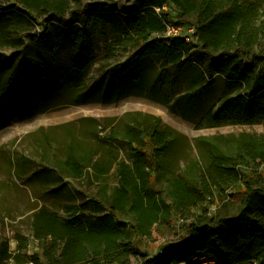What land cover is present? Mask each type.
<instances>
[{
  "label": "trees",
  "instance_id": "obj_1",
  "mask_svg": "<svg viewBox=\"0 0 264 264\" xmlns=\"http://www.w3.org/2000/svg\"><path fill=\"white\" fill-rule=\"evenodd\" d=\"M167 4L194 23V42L164 36L169 14L155 9ZM95 35L103 39L105 63L87 86ZM263 59L264 0H0V131L42 114L58 90L79 91L75 105L138 95L189 123L264 126V71L255 70ZM179 142L155 118L126 126L118 143L130 150L127 161L95 163L69 150L55 173L35 172L49 181L56 209H36L30 235L14 236V250L0 241V264H197L202 255L264 264L257 213L264 190L256 186L264 177L255 169L264 165V134L214 137L206 166L195 163L159 183ZM93 181L96 192L88 191ZM229 191L244 196L234 214L196 216L183 225L185 237L157 254L139 250L136 240L149 238L170 210L187 219L204 203L223 207ZM256 236L262 244L252 258Z\"/></svg>",
  "mask_w": 264,
  "mask_h": 264
},
{
  "label": "rangeland",
  "instance_id": "obj_2",
  "mask_svg": "<svg viewBox=\"0 0 264 264\" xmlns=\"http://www.w3.org/2000/svg\"><path fill=\"white\" fill-rule=\"evenodd\" d=\"M91 1L116 3L119 6L123 2ZM165 13L169 14L172 23L185 26L186 31L193 28L195 33L194 23L182 22L171 5H166ZM190 42H194V38ZM95 45L97 60L88 69L87 86L97 80L104 69V43L98 35H95ZM125 56L122 52L118 53V62H124ZM255 62V70L263 72L264 59ZM78 94L79 91L58 90V95L55 94L54 101L42 114L16 121L0 131V241H9L12 250L16 246L14 236L30 235L31 218L36 209L41 206L56 209V205L48 199L47 192L51 188L49 181L39 179L35 172L48 170L55 173L56 167L66 159L69 150L78 154L87 153L95 163L110 164L116 159L126 160L130 150L124 143H118L126 126H142L145 122L160 118L162 126L172 130L180 138L176 153L167 158L170 172L165 171L164 177H160L159 183H163L164 179L171 177V172L180 173L195 163L206 166L207 151L212 147L214 137L241 132L264 134V126L261 124L235 125L228 122L210 128L206 123H189L144 96L132 95L115 104H94L90 100L91 102L75 105V96ZM255 169L264 177V165ZM258 180L256 186H262L264 190V179ZM108 181L113 182V176ZM92 184L88 191L96 192L99 184L95 181ZM71 185L75 188L76 182H71ZM228 194L223 207L204 203L202 207L192 210V215L187 219L170 210L166 223L163 222L158 230L153 227L149 238L136 240L139 250L149 256L157 254L166 244L185 237L183 225L194 222L196 216L206 213L209 218L218 213L234 214L242 205L244 196H232L231 191ZM257 213L264 221V199L259 196ZM256 240L259 239H253V249L259 244ZM42 261L40 257L34 263ZM201 262L207 263L209 260Z\"/></svg>",
  "mask_w": 264,
  "mask_h": 264
},
{
  "label": "built area",
  "instance_id": "obj_3",
  "mask_svg": "<svg viewBox=\"0 0 264 264\" xmlns=\"http://www.w3.org/2000/svg\"><path fill=\"white\" fill-rule=\"evenodd\" d=\"M155 11L157 14H160L161 12H165L166 6L162 8H157L155 9ZM164 27H165L164 36L167 38L180 37V38H183L188 43H191L190 41L192 40V38H194V35H192L194 33L193 28H190L189 30L186 31L185 26L180 25L178 23H172L170 20L164 21ZM199 264H224V263L207 262V263H199ZM242 264H257V263L255 261H250V262L242 263Z\"/></svg>",
  "mask_w": 264,
  "mask_h": 264
},
{
  "label": "crops",
  "instance_id": "obj_4",
  "mask_svg": "<svg viewBox=\"0 0 264 264\" xmlns=\"http://www.w3.org/2000/svg\"><path fill=\"white\" fill-rule=\"evenodd\" d=\"M259 239V240H256L257 242L259 241V244H256V246H255V249H253V246H252V249H251V254H252V257H253V255H254V253L257 251V249L261 246V244H262V240H261V238H258L257 236L256 237H252V245H253V239ZM206 259H208L205 255H202V256H199V258H198V264L199 263H202L201 261H203V260H206ZM210 262V261H209ZM218 262H221V260H219Z\"/></svg>",
  "mask_w": 264,
  "mask_h": 264
}]
</instances>
